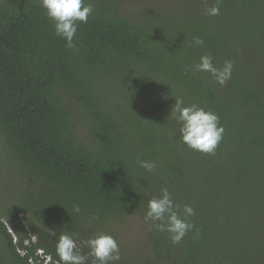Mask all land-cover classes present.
I'll return each instance as SVG.
<instances>
[{"label": "trees", "instance_id": "16d2710c", "mask_svg": "<svg viewBox=\"0 0 264 264\" xmlns=\"http://www.w3.org/2000/svg\"><path fill=\"white\" fill-rule=\"evenodd\" d=\"M87 2L69 49L40 0H0V154L34 183L5 213L16 242L0 219L7 257L59 264L61 233L80 243L92 216L144 218L167 187L195 228L173 244L149 223L152 264H264V0H221L217 16L215 0ZM203 55L233 63L225 85L191 70ZM175 98L219 116L214 155L181 143Z\"/></svg>", "mask_w": 264, "mask_h": 264}, {"label": "clouds", "instance_id": "9594fccd", "mask_svg": "<svg viewBox=\"0 0 264 264\" xmlns=\"http://www.w3.org/2000/svg\"><path fill=\"white\" fill-rule=\"evenodd\" d=\"M207 3V0H205ZM41 7L46 10L47 17L52 21L54 33L66 42V47L74 49V37L81 24H87L89 17L94 12V7L87 0H40ZM221 0H215L211 7L205 11L209 16L220 14ZM194 46H202L203 39L193 38ZM189 69H186V71ZM194 73L205 72L211 74L221 86L231 79L233 63L225 61L222 68H217L213 57L203 55L199 63L191 66ZM170 118L179 124L181 143L189 149L205 155H214L224 138V127L220 124L219 116L205 110L197 104L186 106L180 98H175L171 109ZM140 166L148 172L156 170L153 161H139ZM79 212V206H74ZM195 215V210L190 205H184L181 211L167 187H162L160 195L147 201V211L144 216L145 223H150L157 233L167 232L173 244H179L183 238L195 228L190 222V217ZM92 216L91 220H96ZM89 249L87 254H82L73 234L63 232L56 241V255L59 264H119L121 261L119 243L112 235L98 233L87 240L81 241Z\"/></svg>", "mask_w": 264, "mask_h": 264}, {"label": "rangeland", "instance_id": "374dc122", "mask_svg": "<svg viewBox=\"0 0 264 264\" xmlns=\"http://www.w3.org/2000/svg\"><path fill=\"white\" fill-rule=\"evenodd\" d=\"M148 6L149 5H145V7ZM138 10L139 5L127 3L123 6L121 12L124 15L130 13L138 14ZM6 158V156L0 154V219L8 225L9 232L12 234L14 242H16L18 236L7 223L5 213L8 207L20 202L21 196L29 186L31 187L34 183L31 182L30 177L23 171L4 166L2 162H4ZM8 179L10 180L8 181ZM10 191L12 192L10 193ZM85 228L88 231V235L84 240L98 233H106L115 237L120 247L121 261L119 264H152L156 259L149 239L151 226L149 223H145L144 218L140 215L109 218L107 220H90L87 222ZM32 241H35V238ZM77 245L82 252L88 249L81 244V241L80 243L77 242ZM19 253L21 255L25 254L23 251H19ZM0 258V264H13L10 258L7 257L5 243L1 237ZM40 258L43 259L44 264H49L48 257L43 255V257L41 256ZM30 263L37 264L36 261L32 260H30Z\"/></svg>", "mask_w": 264, "mask_h": 264}]
</instances>
